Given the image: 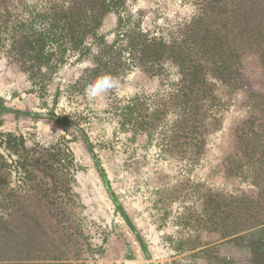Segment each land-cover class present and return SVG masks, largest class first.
Wrapping results in <instances>:
<instances>
[{"label":"rangeland","instance_id":"obj_1","mask_svg":"<svg viewBox=\"0 0 264 264\" xmlns=\"http://www.w3.org/2000/svg\"><path fill=\"white\" fill-rule=\"evenodd\" d=\"M242 1L249 8H264V0ZM35 5L36 0H0L3 106L43 115L16 114L0 105V133L23 137V156L39 157L41 163L40 168L26 166V173L19 156L0 147V252L9 256L0 264H227L229 259L251 264L250 248L241 240L208 231L205 201L209 191L257 194L249 179L230 175L227 169L237 156L239 130L251 113V93L264 92V68L256 51L236 41L241 53L239 84L224 93L221 124L208 136L200 160L189 165L161 156L155 142L134 139L121 130L113 114V97L153 93L161 88L162 76L133 68L117 88L89 98L88 84H76L91 65L89 58L71 54L51 76L24 68L11 53L13 33L8 27L18 20H34ZM128 5L134 12H145V25L157 22L168 28L192 19L202 8H232L229 0L216 5L212 0H129ZM116 23L115 13L105 19L102 31L110 41ZM51 112L83 128L90 143L73 127L51 118ZM53 145L59 146V160L65 153L73 159L72 164L69 157L55 161L63 185L44 172L45 162L51 160L46 148ZM95 157L105 169L110 191ZM28 249L33 258L19 259Z\"/></svg>","mask_w":264,"mask_h":264},{"label":"trees","instance_id":"obj_2","mask_svg":"<svg viewBox=\"0 0 264 264\" xmlns=\"http://www.w3.org/2000/svg\"><path fill=\"white\" fill-rule=\"evenodd\" d=\"M220 1L212 0V4ZM229 1L232 8H202L192 19L168 28L157 22L145 25V12H134L129 0H36L34 20H18L8 27L13 33L11 53L26 70L46 76L57 72L71 54L78 59L89 58L91 65L76 81L78 86L106 73L120 83L137 67L162 76L161 88L153 93L113 97V114L121 130L130 132L134 139L143 137L148 143L155 142L161 156L194 165L204 154L208 136L221 124L222 110L227 104L224 93L239 84L238 39L256 51L264 68V8H249L242 0ZM112 13L116 14L117 23L110 41L102 28ZM251 97V113L238 133L237 156L230 159L227 169L230 175L249 179L257 194L209 191L205 212L210 220L208 231L221 238L241 240L250 248L251 264H264V92L251 93ZM3 103L0 96L1 108L7 111L43 116L39 112L6 108ZM48 115L73 127L87 145L90 143L84 129L72 120L54 112ZM2 146L19 156L20 167L26 173V166L41 167L39 157L23 156L22 151H27L23 137L2 132ZM58 148H46L51 160L45 162L44 172L55 184H62L55 161L69 157L72 164L73 159L65 153L59 160ZM1 159L0 153V166ZM95 161L110 191L105 169L97 157ZM110 195L127 218L115 194ZM5 257L9 256L0 252V260ZM31 258L28 249L19 259ZM227 264L233 263L229 259Z\"/></svg>","mask_w":264,"mask_h":264},{"label":"clouds","instance_id":"obj_3","mask_svg":"<svg viewBox=\"0 0 264 264\" xmlns=\"http://www.w3.org/2000/svg\"><path fill=\"white\" fill-rule=\"evenodd\" d=\"M119 86L115 77L111 74H103L89 83L85 88V94L89 98H98L106 95Z\"/></svg>","mask_w":264,"mask_h":264}]
</instances>
